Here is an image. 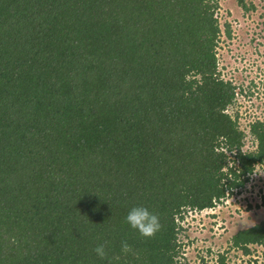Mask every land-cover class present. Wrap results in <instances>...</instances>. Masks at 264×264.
Returning <instances> with one entry per match:
<instances>
[{
  "label": "trees",
  "instance_id": "obj_1",
  "mask_svg": "<svg viewBox=\"0 0 264 264\" xmlns=\"http://www.w3.org/2000/svg\"><path fill=\"white\" fill-rule=\"evenodd\" d=\"M218 10L0 0V264H188L189 211L215 208L264 168V121L240 127L229 113L240 87L221 78ZM247 138L256 149L243 150ZM134 207L158 215L154 237L126 223ZM232 244L263 245L264 221Z\"/></svg>",
  "mask_w": 264,
  "mask_h": 264
},
{
  "label": "rangeland",
  "instance_id": "obj_2",
  "mask_svg": "<svg viewBox=\"0 0 264 264\" xmlns=\"http://www.w3.org/2000/svg\"><path fill=\"white\" fill-rule=\"evenodd\" d=\"M246 2L248 10L236 0H219L217 12L221 30L225 22L233 30L231 38L221 34L217 57L221 78L240 87L238 102L229 110L241 116L240 127L264 121V0ZM250 140L245 151L256 149ZM263 195L264 168L257 165L242 192L213 209L189 211L182 223L181 257L188 264H221V255L224 264H264V244L249 246L250 254L232 244L239 231L264 221Z\"/></svg>",
  "mask_w": 264,
  "mask_h": 264
},
{
  "label": "clouds",
  "instance_id": "obj_3",
  "mask_svg": "<svg viewBox=\"0 0 264 264\" xmlns=\"http://www.w3.org/2000/svg\"><path fill=\"white\" fill-rule=\"evenodd\" d=\"M126 223L134 230L138 231L143 238H152L160 230L162 225L160 224L159 217L156 214L150 213L144 207H134L130 210L125 218ZM107 241L102 244H98L94 249V253L100 259L107 258ZM121 250L124 253L131 251L130 245L126 241L121 242Z\"/></svg>",
  "mask_w": 264,
  "mask_h": 264
},
{
  "label": "built area",
  "instance_id": "obj_4",
  "mask_svg": "<svg viewBox=\"0 0 264 264\" xmlns=\"http://www.w3.org/2000/svg\"><path fill=\"white\" fill-rule=\"evenodd\" d=\"M232 28V27H231ZM222 31H223V33L222 34H225V26L222 28ZM255 148H256V146H255ZM244 150V149H243ZM245 151V150H244ZM247 151V150H246ZM245 151V152H246Z\"/></svg>",
  "mask_w": 264,
  "mask_h": 264
}]
</instances>
